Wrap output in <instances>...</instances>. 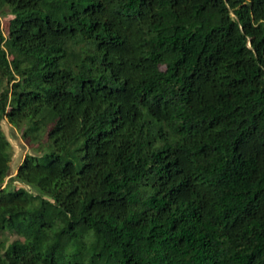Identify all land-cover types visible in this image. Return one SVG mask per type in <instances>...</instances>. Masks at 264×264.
Instances as JSON below:
<instances>
[{
	"label": "trees",
	"instance_id": "1",
	"mask_svg": "<svg viewBox=\"0 0 264 264\" xmlns=\"http://www.w3.org/2000/svg\"><path fill=\"white\" fill-rule=\"evenodd\" d=\"M0 19V264H264V0Z\"/></svg>",
	"mask_w": 264,
	"mask_h": 264
},
{
	"label": "rangeland",
	"instance_id": "2",
	"mask_svg": "<svg viewBox=\"0 0 264 264\" xmlns=\"http://www.w3.org/2000/svg\"><path fill=\"white\" fill-rule=\"evenodd\" d=\"M0 26L3 32V35L7 36V29H8V22L5 19H0ZM2 129L7 136L9 142L13 147V160L11 163V173L10 176L5 180L4 185L8 182L10 177H13L16 174V170L19 164L22 162L24 156L29 153V148L25 144L24 140L22 139L21 133L10 126L7 121L2 123ZM16 186H20V184L15 183Z\"/></svg>",
	"mask_w": 264,
	"mask_h": 264
}]
</instances>
